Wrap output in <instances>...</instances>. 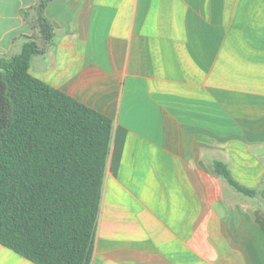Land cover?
I'll return each instance as SVG.
<instances>
[{"label":"crops","instance_id":"1","mask_svg":"<svg viewBox=\"0 0 264 264\" xmlns=\"http://www.w3.org/2000/svg\"><path fill=\"white\" fill-rule=\"evenodd\" d=\"M39 1L0 0V59L34 39L29 72L112 120L90 264H264V0H48L49 42Z\"/></svg>","mask_w":264,"mask_h":264},{"label":"trees","instance_id":"2","mask_svg":"<svg viewBox=\"0 0 264 264\" xmlns=\"http://www.w3.org/2000/svg\"><path fill=\"white\" fill-rule=\"evenodd\" d=\"M34 8L45 41L54 35ZM28 38L0 59V244L36 264H90L112 120L29 72ZM215 171L243 194L227 166Z\"/></svg>","mask_w":264,"mask_h":264},{"label":"rangeland","instance_id":"3","mask_svg":"<svg viewBox=\"0 0 264 264\" xmlns=\"http://www.w3.org/2000/svg\"><path fill=\"white\" fill-rule=\"evenodd\" d=\"M211 147H213V145L211 144Z\"/></svg>","mask_w":264,"mask_h":264}]
</instances>
